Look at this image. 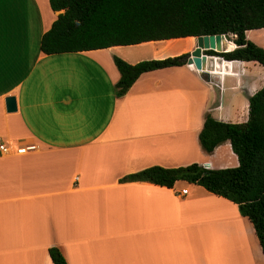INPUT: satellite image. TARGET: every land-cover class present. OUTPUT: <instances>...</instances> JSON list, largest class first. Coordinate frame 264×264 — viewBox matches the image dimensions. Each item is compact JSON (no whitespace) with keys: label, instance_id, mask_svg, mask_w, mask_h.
<instances>
[{"label":"crops","instance_id":"1","mask_svg":"<svg viewBox=\"0 0 264 264\" xmlns=\"http://www.w3.org/2000/svg\"><path fill=\"white\" fill-rule=\"evenodd\" d=\"M60 12L49 0H0V143L35 145L0 154V264H53L52 246L68 264H264L234 202L185 180L120 181L151 166H237L228 141L208 154L198 134L206 113L248 119L264 67L213 57L207 74L187 63L147 71L117 97L113 56H176L193 48V36L181 38L190 45L164 39L44 54L40 39ZM259 34L264 28L245 31L264 48ZM227 37L224 51L236 46Z\"/></svg>","mask_w":264,"mask_h":264},{"label":"trees","instance_id":"2","mask_svg":"<svg viewBox=\"0 0 264 264\" xmlns=\"http://www.w3.org/2000/svg\"><path fill=\"white\" fill-rule=\"evenodd\" d=\"M49 5L62 12L42 34L39 47L44 54L224 34L233 36L235 48L210 54L264 67V48L245 36L246 30L264 28V0H49ZM185 58L183 53L128 63L113 56L119 72L116 96L124 95L142 73L182 65ZM198 140L208 154L228 141L238 165L212 169L195 162L171 168L151 166L120 181L172 187L177 180H185L234 202L251 222L264 256V82L248 97L245 122H224L206 113ZM48 254L53 264H68L58 247H49Z\"/></svg>","mask_w":264,"mask_h":264},{"label":"water","instance_id":"3","mask_svg":"<svg viewBox=\"0 0 264 264\" xmlns=\"http://www.w3.org/2000/svg\"><path fill=\"white\" fill-rule=\"evenodd\" d=\"M193 38L194 46L188 53H186L185 63L191 64L197 70L207 74L209 59H212L213 57H220L219 55L210 54V52H225L224 50L227 46L228 40L224 34L198 35L193 36ZM4 101L7 111L10 112L16 109L14 96L11 95L5 97Z\"/></svg>","mask_w":264,"mask_h":264},{"label":"built area","instance_id":"4","mask_svg":"<svg viewBox=\"0 0 264 264\" xmlns=\"http://www.w3.org/2000/svg\"><path fill=\"white\" fill-rule=\"evenodd\" d=\"M35 145L33 144H25V145H17L15 147H10L4 143H0V154L4 153H17V154H22L26 153L28 151L34 150ZM186 190H181L178 194L179 195H184Z\"/></svg>","mask_w":264,"mask_h":264},{"label":"rangeland","instance_id":"5","mask_svg":"<svg viewBox=\"0 0 264 264\" xmlns=\"http://www.w3.org/2000/svg\"><path fill=\"white\" fill-rule=\"evenodd\" d=\"M259 37H258V39L259 40H261L263 43H264V34H259L258 35ZM226 38L227 39H230L229 37H227L226 36ZM233 38V37H232ZM248 39V38H247ZM175 40H180V39H173V40H169V41H175ZM249 40H251V39H249ZM168 41V42H169ZM180 41H184V43L186 44V45H190V44H193V42L192 41H190V40H187V39H181ZM230 42L229 41H227V44L228 45H230L229 44ZM260 46H262V45H260ZM262 48H263V46H262ZM213 59V58H212ZM210 60V59H209ZM210 63H211V61H210ZM208 64H209V61H208ZM222 67H224V66H222ZM223 71V70H222ZM262 84H263V81H262ZM261 88V87H260Z\"/></svg>","mask_w":264,"mask_h":264},{"label":"bare ground","instance_id":"6","mask_svg":"<svg viewBox=\"0 0 264 264\" xmlns=\"http://www.w3.org/2000/svg\"><path fill=\"white\" fill-rule=\"evenodd\" d=\"M229 44L231 45V42ZM230 45L227 44V47H229Z\"/></svg>","mask_w":264,"mask_h":264}]
</instances>
